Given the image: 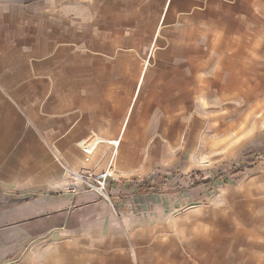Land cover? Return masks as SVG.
I'll return each mask as SVG.
<instances>
[{"label":"crops","instance_id":"obj_1","mask_svg":"<svg viewBox=\"0 0 264 264\" xmlns=\"http://www.w3.org/2000/svg\"><path fill=\"white\" fill-rule=\"evenodd\" d=\"M237 1L264 3L0 0V264H264L263 219L219 230L172 219L165 192L112 209L70 185V171L110 170L130 184L153 170L171 84L186 74L173 50L185 49L186 26L201 36L203 12L215 36L207 48L226 49L217 36L234 33L222 18ZM218 67L192 68L200 81Z\"/></svg>","mask_w":264,"mask_h":264},{"label":"rangeland","instance_id":"obj_2","mask_svg":"<svg viewBox=\"0 0 264 264\" xmlns=\"http://www.w3.org/2000/svg\"><path fill=\"white\" fill-rule=\"evenodd\" d=\"M250 4L234 2L233 18H222L226 30L234 33L217 36L226 47L221 51L207 48L215 36L208 33L210 20L204 12L201 36L193 25L185 27L186 47L173 54L183 59L186 74L171 84L169 123L152 148L154 168L129 187L118 183L122 179H108L106 195L112 204L106 199L112 209L140 193L139 184L148 187L153 182V191L167 193L172 219L222 222L219 230L236 222L264 221V3ZM173 24L180 23L170 21ZM243 29L251 32L250 41L242 39ZM197 64H218L217 74L207 73L199 81L200 74L192 68ZM179 84L183 88L174 92L172 87ZM233 166L242 173L233 172ZM222 173L232 181L216 180ZM113 182L120 184L115 199Z\"/></svg>","mask_w":264,"mask_h":264},{"label":"built area","instance_id":"obj_3","mask_svg":"<svg viewBox=\"0 0 264 264\" xmlns=\"http://www.w3.org/2000/svg\"><path fill=\"white\" fill-rule=\"evenodd\" d=\"M95 147L96 145L93 142H83L82 150L85 154L84 160L86 162L90 161L95 151ZM112 176L113 174L110 170L102 172H95L93 169L70 171V185L75 187L72 190L74 193H79L81 191H92L99 196L108 198V200L111 202L110 197H107L106 195V186L107 180Z\"/></svg>","mask_w":264,"mask_h":264},{"label":"trees","instance_id":"obj_4","mask_svg":"<svg viewBox=\"0 0 264 264\" xmlns=\"http://www.w3.org/2000/svg\"><path fill=\"white\" fill-rule=\"evenodd\" d=\"M232 169H233L232 171L235 172L236 174L242 173L240 172L242 169L236 168L235 166H233ZM216 180L225 184L230 183L232 181L230 176L226 173H222L219 176H217ZM201 181L209 182V180H204L203 178ZM197 183H200V181ZM126 185H130V184L126 183ZM155 189H157L156 185H154L153 182H151L148 187H146L145 184H139V187L137 188V192H142V191L150 192L151 190L153 191Z\"/></svg>","mask_w":264,"mask_h":264}]
</instances>
